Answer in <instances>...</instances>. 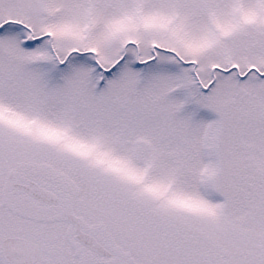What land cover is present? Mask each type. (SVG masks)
<instances>
[{
	"label": "snow or ice",
	"instance_id": "snow-or-ice-1",
	"mask_svg": "<svg viewBox=\"0 0 264 264\" xmlns=\"http://www.w3.org/2000/svg\"><path fill=\"white\" fill-rule=\"evenodd\" d=\"M0 264H264V0H0Z\"/></svg>",
	"mask_w": 264,
	"mask_h": 264
}]
</instances>
